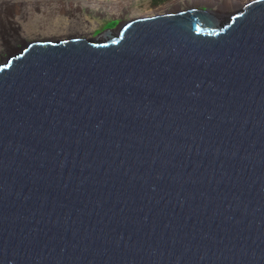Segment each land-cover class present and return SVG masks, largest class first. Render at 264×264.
Here are the masks:
<instances>
[{
  "label": "water",
  "instance_id": "water-1",
  "mask_svg": "<svg viewBox=\"0 0 264 264\" xmlns=\"http://www.w3.org/2000/svg\"><path fill=\"white\" fill-rule=\"evenodd\" d=\"M225 18V17H224ZM0 63V264H264V0Z\"/></svg>",
  "mask_w": 264,
  "mask_h": 264
},
{
  "label": "rangeland",
  "instance_id": "rangeland-1",
  "mask_svg": "<svg viewBox=\"0 0 264 264\" xmlns=\"http://www.w3.org/2000/svg\"><path fill=\"white\" fill-rule=\"evenodd\" d=\"M248 0H0V63L10 51L15 52L28 41L63 39L67 36L102 37L115 33L124 21L148 13L185 9L212 3L227 16L237 12ZM223 11V12H222ZM225 17V18H224ZM16 29L13 47L2 41L5 32ZM11 50L7 51V49Z\"/></svg>",
  "mask_w": 264,
  "mask_h": 264
},
{
  "label": "flooded vegetation",
  "instance_id": "flooded-vegetation-1",
  "mask_svg": "<svg viewBox=\"0 0 264 264\" xmlns=\"http://www.w3.org/2000/svg\"><path fill=\"white\" fill-rule=\"evenodd\" d=\"M208 4V3H206ZM203 5V4H202ZM5 36L2 37L3 43H5L6 47H13V40L15 41V36H17L18 32L16 29H13L11 31H7L4 33ZM11 50V48L7 49V51ZM11 52V51H10Z\"/></svg>",
  "mask_w": 264,
  "mask_h": 264
},
{
  "label": "bare ground",
  "instance_id": "bare-ground-1",
  "mask_svg": "<svg viewBox=\"0 0 264 264\" xmlns=\"http://www.w3.org/2000/svg\"><path fill=\"white\" fill-rule=\"evenodd\" d=\"M221 11H217L216 13L219 14ZM223 12V11H222ZM148 14H153V13H148ZM47 40V39H46Z\"/></svg>",
  "mask_w": 264,
  "mask_h": 264
}]
</instances>
